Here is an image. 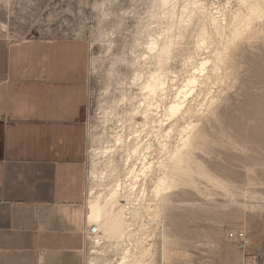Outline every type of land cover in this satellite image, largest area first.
Returning a JSON list of instances; mask_svg holds the SVG:
<instances>
[{
    "label": "rangeland",
    "instance_id": "374dc122",
    "mask_svg": "<svg viewBox=\"0 0 264 264\" xmlns=\"http://www.w3.org/2000/svg\"><path fill=\"white\" fill-rule=\"evenodd\" d=\"M156 2L0 0L2 39L65 37L90 43L87 211L91 202L113 188L118 169L121 175L127 171V144L120 146L117 137L133 138L125 113L145 107L142 84L157 69L148 53L151 41L167 36L174 40L167 66L169 82L154 104L161 105L160 119L166 118L161 116L164 104L182 99L186 109L164 121L158 139L153 140L152 156L163 159L160 143L171 122L170 149L180 144L190 126L199 132L194 170L176 187L172 204L163 214L164 223H151L144 230L133 226L136 235L122 246L101 238L99 230L97 238L86 242L84 264H118L123 248L135 254L142 246L150 250L145 258L150 264H264V22L258 32L229 51L228 66L214 73L215 45L222 43V36L199 44L198 17L186 27L177 23L178 18L160 14L158 19ZM187 3L190 10L205 6L209 14L228 23L240 0H175L178 12ZM136 73L140 78L134 82ZM124 92L136 98L134 102H121ZM137 118L141 119L140 113ZM239 230L249 237L247 252L228 236Z\"/></svg>",
    "mask_w": 264,
    "mask_h": 264
},
{
    "label": "crops",
    "instance_id": "0c3cea01",
    "mask_svg": "<svg viewBox=\"0 0 264 264\" xmlns=\"http://www.w3.org/2000/svg\"><path fill=\"white\" fill-rule=\"evenodd\" d=\"M90 43L0 38V264H84Z\"/></svg>",
    "mask_w": 264,
    "mask_h": 264
},
{
    "label": "bare ground",
    "instance_id": "6f19581e",
    "mask_svg": "<svg viewBox=\"0 0 264 264\" xmlns=\"http://www.w3.org/2000/svg\"><path fill=\"white\" fill-rule=\"evenodd\" d=\"M170 3H172L171 7ZM189 8L190 4L187 3L178 12L175 0H157L155 17L161 19L160 14H162L166 19L178 18L177 23L182 27H186V23L194 17H198L201 20L199 44L205 45L215 39L214 35H221L222 43L215 45L214 73H217L219 69H224V66H228L232 55L229 51L237 43L245 41L251 34L258 32L261 26L260 22H264V0H240V5L232 10V16L228 23L220 20L217 15L209 14L205 6L191 10ZM227 28L229 33L226 32ZM171 29L173 28L171 27ZM173 47L174 40L168 36L165 40L156 37L151 41L148 53L157 65V69L142 84L141 90H144L143 94L146 96L145 107L139 106L126 113L124 111L126 117L131 121L130 128L133 138L126 141L123 135L117 137V143L120 146L127 144L125 158L127 171L124 170V175H121L122 170L118 169L117 171L116 169L117 179L113 188L103 197H99V200L91 202L87 211L89 226L97 225L101 232V238L115 241L121 246L127 240L132 239V235L135 233L132 232L133 226L140 225L141 230H144L151 223L163 222V214L172 204L176 187L181 182H186L187 176L191 175L194 170L192 163L194 150L199 146V132L191 131L190 126L186 127L187 131L184 132L185 135L180 144L176 148L170 149L167 139L172 136L174 124L169 123L170 125L165 127L166 129L164 128L166 139L160 143L163 159H156L152 156L153 151H156L153 140L154 138L158 139L164 121L174 119L175 116L183 114L186 109H183L185 100L177 99L170 102V105L167 102L169 106L166 107L164 104L165 110L161 115L166 118L160 119L159 107L161 105L154 104V100H157L156 97L166 91L167 66ZM206 65L207 62L202 63L204 68ZM139 78L138 73L133 75L134 82ZM135 99L124 92L121 102ZM139 113L141 119L137 118ZM123 176L125 179L122 178ZM123 201L125 202L123 203ZM123 249L125 251L118 264H129L130 261H133L132 264H138L139 261V264H150L145 262V258L150 252L149 249L142 246L136 250L135 254H131L133 251L131 249Z\"/></svg>",
    "mask_w": 264,
    "mask_h": 264
},
{
    "label": "built area",
    "instance_id": "2783aa9c",
    "mask_svg": "<svg viewBox=\"0 0 264 264\" xmlns=\"http://www.w3.org/2000/svg\"><path fill=\"white\" fill-rule=\"evenodd\" d=\"M97 234H99V228L97 225H92V226L87 225V227L84 230V236H85L86 242L87 240L91 238L95 239V236ZM228 236L230 240L235 242L241 250H243L244 252H247L250 241L245 231L243 230L230 231Z\"/></svg>",
    "mask_w": 264,
    "mask_h": 264
}]
</instances>
